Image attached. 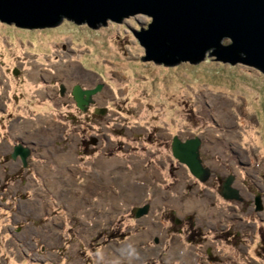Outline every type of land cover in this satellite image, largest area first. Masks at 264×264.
Instances as JSON below:
<instances>
[{"label":"rangeland","instance_id":"rangeland-1","mask_svg":"<svg viewBox=\"0 0 264 264\" xmlns=\"http://www.w3.org/2000/svg\"><path fill=\"white\" fill-rule=\"evenodd\" d=\"M150 20H0V264H264V72L141 59L132 30ZM75 83L100 84L88 112ZM174 134L201 136L208 180ZM230 173L242 199L219 192Z\"/></svg>","mask_w":264,"mask_h":264},{"label":"water","instance_id":"water-1","mask_svg":"<svg viewBox=\"0 0 264 264\" xmlns=\"http://www.w3.org/2000/svg\"><path fill=\"white\" fill-rule=\"evenodd\" d=\"M137 12L151 17L146 26L132 30L144 47L141 59L171 65L184 59L195 63L213 55L212 59L241 61L264 72V0H0V20L30 27L57 24L64 18L96 27ZM225 36L229 42H223ZM60 88L62 92L63 85ZM99 88L100 84L86 88L75 83L71 93L76 105L86 110ZM201 141L198 134L186 138L174 134L170 148L172 156L204 182L211 168L200 154ZM30 152L20 141L14 143L10 155L19 156L26 165ZM234 178L230 173L221 184L219 192L226 199L241 198L232 185ZM255 205L262 207L259 194ZM147 207H139L136 215L146 213Z\"/></svg>","mask_w":264,"mask_h":264},{"label":"bare ground","instance_id":"bare-ground-1","mask_svg":"<svg viewBox=\"0 0 264 264\" xmlns=\"http://www.w3.org/2000/svg\"><path fill=\"white\" fill-rule=\"evenodd\" d=\"M85 23H86V21H85ZM92 101H90L89 103H88V105H87V107L94 101V97H93V95H92ZM82 110V109H81ZM19 141H20V139H18ZM22 141V140H21ZM17 142V141H16ZM23 142V141H22ZM15 143V142H14ZM24 143V142H23ZM26 144V143H25ZM29 147H30V149H31V151H32V147H31V145H29V144H27ZM11 146L13 147V144H11ZM235 176V175H234ZM260 198V197H259ZM240 199H242V197L240 198ZM260 203H261V200H260ZM262 205V204H261ZM148 208H149V205H148V207H147V211H146V213L148 212ZM145 213V214H146Z\"/></svg>","mask_w":264,"mask_h":264},{"label":"flooded vegetation","instance_id":"flooded-vegetation-1","mask_svg":"<svg viewBox=\"0 0 264 264\" xmlns=\"http://www.w3.org/2000/svg\"><path fill=\"white\" fill-rule=\"evenodd\" d=\"M72 97H73V95H72ZM73 99H74V98H73ZM74 103H75V105H76L75 100H74ZM91 104H92V103H91ZM91 104L87 107V109H86L87 112L90 110ZM76 107L80 110V112L82 111L77 105H76ZM95 111H97V108L95 109ZM98 111H99V109H98Z\"/></svg>","mask_w":264,"mask_h":264},{"label":"crops","instance_id":"crops-1","mask_svg":"<svg viewBox=\"0 0 264 264\" xmlns=\"http://www.w3.org/2000/svg\"><path fill=\"white\" fill-rule=\"evenodd\" d=\"M17 137H18L17 139H20V140H22L24 143L31 145V144H30L31 142H30V143H29V142H26L25 139H23L21 136H18V135H17Z\"/></svg>","mask_w":264,"mask_h":264}]
</instances>
